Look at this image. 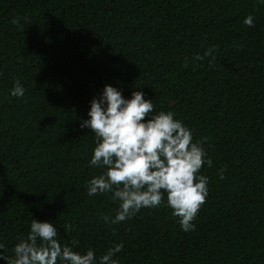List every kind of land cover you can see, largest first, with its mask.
I'll use <instances>...</instances> for the list:
<instances>
[{
  "label": "trees",
  "instance_id": "16d2710c",
  "mask_svg": "<svg viewBox=\"0 0 264 264\" xmlns=\"http://www.w3.org/2000/svg\"><path fill=\"white\" fill-rule=\"evenodd\" d=\"M105 84L143 92L207 151L194 230L166 206L109 224L118 203L87 195L101 170L80 124ZM32 219L97 260L122 241L118 264H264V0H0V254Z\"/></svg>",
  "mask_w": 264,
  "mask_h": 264
},
{
  "label": "clouds",
  "instance_id": "9594fccd",
  "mask_svg": "<svg viewBox=\"0 0 264 264\" xmlns=\"http://www.w3.org/2000/svg\"><path fill=\"white\" fill-rule=\"evenodd\" d=\"M254 19L249 14L243 23L252 27ZM215 50L212 46L195 59L210 57L211 64ZM24 92L16 80L10 94L23 97ZM80 127L94 134L90 165L101 170L88 182L87 195L110 194L118 203L114 218L103 216L106 223L131 219L141 208L166 206L183 231L194 230L193 221L208 195L209 178L200 170L213 162L203 145L193 142L191 130L174 119V113L154 114V104L144 99L143 92L133 91L131 98L125 99L120 90L105 84L100 97L91 100L88 119ZM224 171L221 168L218 172L221 180ZM78 243L71 241L72 245ZM4 247L0 243V250ZM123 247L122 241L114 243L97 260L91 248L81 254L70 245H62L53 223L32 219L28 233L17 237L14 258L0 254V259L7 264H118L113 257Z\"/></svg>",
  "mask_w": 264,
  "mask_h": 264
}]
</instances>
